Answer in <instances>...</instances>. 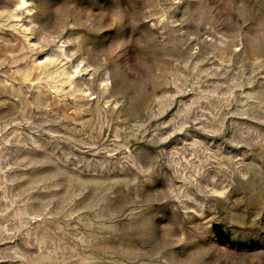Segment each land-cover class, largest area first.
Instances as JSON below:
<instances>
[{"label":"rangeland","instance_id":"obj_1","mask_svg":"<svg viewBox=\"0 0 264 264\" xmlns=\"http://www.w3.org/2000/svg\"><path fill=\"white\" fill-rule=\"evenodd\" d=\"M0 264H264V0H0Z\"/></svg>","mask_w":264,"mask_h":264}]
</instances>
